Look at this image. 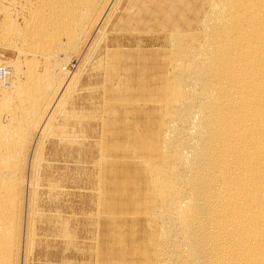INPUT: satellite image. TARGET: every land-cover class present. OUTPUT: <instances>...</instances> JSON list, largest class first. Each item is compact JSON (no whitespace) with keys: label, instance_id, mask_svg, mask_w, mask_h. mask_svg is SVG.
Returning <instances> with one entry per match:
<instances>
[{"label":"bare ground","instance_id":"1","mask_svg":"<svg viewBox=\"0 0 264 264\" xmlns=\"http://www.w3.org/2000/svg\"><path fill=\"white\" fill-rule=\"evenodd\" d=\"M145 1L151 14L163 2L137 0L134 14L148 12ZM24 2L22 25L6 17L0 25L6 45L19 42L31 55L26 80L0 99L4 113L18 111L0 120V264H18L23 229L33 238L42 147L51 136L76 166L89 163L108 221L118 226L130 214V225H141L129 246L122 229L112 231L118 262L264 264V0H206L192 30H166L163 19L158 72L147 89L141 78L135 93L124 51L111 41L97 46L119 0ZM76 51L89 63L80 110L66 99L77 74L64 71ZM36 57L42 72L32 70ZM136 108L149 110L143 123L129 117ZM62 111L63 126H53ZM127 184L128 199L114 204L107 190L124 194Z\"/></svg>","mask_w":264,"mask_h":264},{"label":"rangeland","instance_id":"2","mask_svg":"<svg viewBox=\"0 0 264 264\" xmlns=\"http://www.w3.org/2000/svg\"><path fill=\"white\" fill-rule=\"evenodd\" d=\"M136 1L119 0L116 10L106 23L107 25H105V28L103 29L102 36L100 38L101 40L99 39L100 42L98 41L97 45L98 48L102 50L104 43L111 41L112 45L110 47L117 48L122 52L124 51L123 54L125 55L128 63H131L129 70L131 77L130 84L131 88L134 89H131L134 93L138 90V87H136L137 84H139V82L141 84V78H143L142 83H145L144 86L145 89H147L149 85L153 84L154 80L152 75L158 72L159 60L164 53L163 51L165 50L163 48L162 42L159 39L162 32L160 29L163 19L169 17V23H167V27H165L166 30H169V26L172 25L178 26L181 31H186L188 29L192 30L202 15V10H204L206 7V0H163L161 8L157 9L154 14H151L153 11V5L150 4V2L147 3L148 1H145L144 5H148V8H146V10L148 9V12L144 13V11H141V13L137 16L136 12V14H134V3ZM202 2L203 4L201 5ZM25 4L26 3L24 0H0V25L2 24L4 17L10 18V20L22 25V20L24 16L27 15L26 7L24 8V6L27 4ZM141 17H143L142 20H139ZM145 21L148 22L144 23ZM141 28H143V30ZM1 34H3L2 30H0V67L5 68L11 74L8 82L4 80L2 81L0 76V92L2 91L0 93V99L2 100L8 91L9 93L14 91L18 84L23 83L26 80V71L29 69L26 58L29 59L31 55L27 54L26 56V54L20 53L19 50H17L19 49V42L16 43L14 48L13 46L6 45L3 42L4 40H2L3 35ZM137 39H139L138 43H136ZM77 52L78 51H76V53L72 52L69 55L64 65V71L70 75L77 74L76 79L71 81L72 86L73 84H76L74 87H72L73 90L71 89L69 91L70 93L68 92L66 99H70L69 101L74 99L78 107L77 105L75 106L78 108V110H80L82 107L79 97L86 93V84L84 81L86 75L89 73V63H87L88 66L85 62L81 63L79 57L80 55L78 56L79 52ZM36 58L37 62L34 65V67H36H33L32 70L42 72L43 64L41 63L39 57ZM76 85H78V87ZM82 89L84 92H81L80 94L79 92L82 91ZM137 103L139 106H142L143 104V102L140 100ZM2 110H5L2 108L0 110V120L3 125L10 122L8 120L12 119L13 116L18 114L17 110L16 112L15 109H11V114L13 112L16 113H13V116L11 117V114L8 115L10 111H6L7 113H4ZM148 112L149 110H146L145 108H136L134 111H131L129 117L132 121L135 120L140 124L145 121ZM65 113L66 111L59 113L61 114L60 117L59 114L54 115L52 118V125L55 124L53 126L57 125L56 127L63 126V120L67 118ZM51 137L45 140L47 144L44 141L42 147V149L45 147L43 150L44 153H42L44 157V164H42V167L40 168V180H38L36 195L38 197H35L36 209H33L37 215V220L33 225V238L31 241H29L30 236L25 231L26 229H23L21 245L18 253V255L21 256L18 258L17 263L132 264L118 262L121 253L120 249L117 248L115 243L117 233H111L112 231L115 232V230L117 231L118 229V233L123 231L126 237L127 245L129 246V242L131 241L128 234L131 235L133 233L135 238L139 239L141 225L139 223H133V226L130 225L133 222L130 220V214L121 215L123 219H120L121 222L120 224L118 223V226L113 224L111 221H108L106 212L97 206V193L93 188V185H91L92 178L90 179L88 174L89 163L81 161V163L76 166V161L71 156L65 155L66 152L62 151V149H58L55 146L53 147L52 140L55 139V136ZM46 164L49 167L47 166V168H44ZM123 170H128L129 174L131 175L132 167L127 165L123 168ZM49 182H52L53 185H56L57 183L58 184L53 186L52 184L50 185ZM131 189L132 188L130 187V184H127L125 186L124 194H114L112 190H107V192L108 194L110 193L109 197L113 198L112 201L114 204H120L128 199V194L132 191ZM63 227L64 230H68L72 234V237H67L63 234ZM133 230H135V233ZM109 234L111 235L109 236ZM26 238L29 239L26 240Z\"/></svg>","mask_w":264,"mask_h":264},{"label":"built area","instance_id":"3","mask_svg":"<svg viewBox=\"0 0 264 264\" xmlns=\"http://www.w3.org/2000/svg\"><path fill=\"white\" fill-rule=\"evenodd\" d=\"M2 75H3V72H2V70L0 69V76L2 77Z\"/></svg>","mask_w":264,"mask_h":264}]
</instances>
